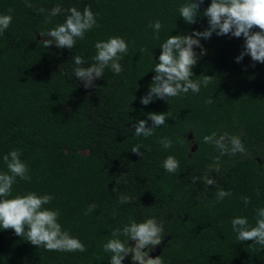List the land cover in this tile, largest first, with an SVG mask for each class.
Returning a JSON list of instances; mask_svg holds the SVG:
<instances>
[{
	"label": "trees",
	"instance_id": "trees-1",
	"mask_svg": "<svg viewBox=\"0 0 264 264\" xmlns=\"http://www.w3.org/2000/svg\"><path fill=\"white\" fill-rule=\"evenodd\" d=\"M185 2L0 0V14L12 9L13 17L0 35V172L8 171L3 156L19 149L31 176V182L17 178L8 198L28 192L53 195L44 207L59 209L62 229L86 247L85 252L48 251L14 230L0 229V264H109L111 254L103 245L130 217L138 223L152 217L163 223L162 242L153 249L159 252L152 258L162 256L164 264H264V248L238 241L231 225L233 218L244 216L254 226L255 209L264 207V64L253 67L250 56L236 63L243 37L213 34L201 40L206 55L192 69L193 79L214 77L208 87L202 85L198 94L189 91L170 103H140L155 75L160 45L171 35L208 27L207 18H198L194 25L184 22L178 8ZM210 3L205 0L201 13ZM57 4L80 11L90 6L98 14V26L72 50L41 44L51 37L40 32L63 23L68 15L62 11L45 23ZM39 8L45 12L38 14ZM156 20L162 24L159 40L148 27ZM113 36L128 43L120 61L123 71L117 75L106 68L104 77L85 89L74 76L72 57L80 55L86 61L82 67L91 66L95 43ZM209 98L212 104L206 103ZM169 111L166 125L156 128L153 136L133 135V123L147 120L149 113ZM212 132L239 136L248 153L221 157L220 171L210 173L220 188L232 193L223 201L216 199V186L192 183L219 155L214 145L202 140ZM163 137L172 141L171 148L159 143ZM137 144L146 146L141 148L144 158L131 153ZM169 155L179 161L176 173L162 166ZM121 193L131 202L121 204ZM242 197L251 203L245 205ZM92 204L97 208L85 215ZM123 264H132L131 257Z\"/></svg>",
	"mask_w": 264,
	"mask_h": 264
},
{
	"label": "clouds",
	"instance_id": "clouds-1",
	"mask_svg": "<svg viewBox=\"0 0 264 264\" xmlns=\"http://www.w3.org/2000/svg\"><path fill=\"white\" fill-rule=\"evenodd\" d=\"M204 3L205 0H186L185 3L180 4L178 11L186 24L194 25L198 22V18H207L208 27L204 31L171 35L160 45L159 62H156L152 70L155 75L149 85V91L140 99L142 105L147 106L156 99L170 103L172 98L187 94L189 91L198 94L202 85L205 88L208 87L214 77L201 75L198 79H193L192 69L199 59L206 55V49L203 48L201 40H209L213 34L220 37L226 35L235 38L243 37V51L236 57V63H241L245 56H250L253 67L256 62L264 64V0H211L210 5L201 13V6ZM26 7L34 8L30 2H26ZM35 11L39 14L45 12V9L39 8ZM62 11L68 13L63 23L47 32H40L41 36L51 37L41 43L45 48L55 44L58 48L72 50L78 39H85V34L98 26L96 20L98 14L93 13L90 6H85L83 11H80L75 6L62 9L58 4L48 12L45 23H51V18ZM11 12L12 9H9V14H0V35H3L12 23ZM148 27L153 29V38L159 40L162 29L160 20L149 23ZM94 47L96 54L92 58L94 63L91 66L82 67L86 61L80 55H74L71 59L75 65L74 76L79 78L85 89L94 87V82L104 77L106 68H111L115 74L119 75L123 71L120 61L128 53V43L120 36L109 37L106 41H97ZM196 48L201 49L199 54L195 51ZM213 102L211 98L206 101L208 104ZM170 115V111L147 114V120H139L132 124L133 135L145 138L153 136L156 128L166 125ZM148 121L152 122L151 126L148 125ZM202 140L204 144L214 145L219 155L214 158L215 164L209 166V170L203 176L192 178V183L195 184L199 180L206 188L216 186V199L223 201L232 193L220 188L217 181L210 178V173L220 171L221 157L234 156L238 153L248 155L247 150L237 135L228 133L218 135L217 132H212L210 135L203 136ZM159 143L164 149L172 147V141L167 137L161 138ZM142 147L146 146L142 144L133 146L131 153L144 158ZM147 150L151 152L150 147ZM20 157L21 150L14 149L2 158L8 171L0 172V229L14 230L17 236L26 237L32 245L38 248L44 247L48 251L85 252V245L62 229V225L58 222L60 210L44 207L55 199L53 195L28 192L8 198L12 195V188L17 178L31 182L29 167ZM162 166L168 173H176L179 169V161L169 155ZM113 191L116 192L118 189L115 188ZM242 200L245 205L251 203L249 197H242ZM119 202L130 203L131 197L121 193ZM96 208V204L89 205L85 215L91 214ZM255 212L254 226L250 225L247 217L237 216L231 220L232 231L236 233V239L240 242L253 241L251 248L257 245L264 248V207L256 208ZM163 232V223L158 222L155 217L147 218L139 223L130 217V222L123 228L114 229L111 232V238L103 245L104 252L111 254L109 264H123L129 256L132 264H164L162 256L152 258L150 255L151 251L161 244ZM121 236L125 239H120ZM130 242H134V246H131Z\"/></svg>",
	"mask_w": 264,
	"mask_h": 264
},
{
	"label": "rangeland",
	"instance_id": "rangeland-1",
	"mask_svg": "<svg viewBox=\"0 0 264 264\" xmlns=\"http://www.w3.org/2000/svg\"><path fill=\"white\" fill-rule=\"evenodd\" d=\"M158 252H159V251L152 250V251H151V253H150L151 257H153V256L157 255V254H158Z\"/></svg>",
	"mask_w": 264,
	"mask_h": 264
}]
</instances>
